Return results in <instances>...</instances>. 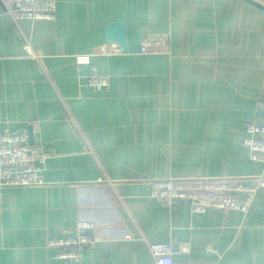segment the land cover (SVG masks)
<instances>
[{
    "label": "crops",
    "instance_id": "crops-1",
    "mask_svg": "<svg viewBox=\"0 0 264 264\" xmlns=\"http://www.w3.org/2000/svg\"><path fill=\"white\" fill-rule=\"evenodd\" d=\"M115 21L128 51L97 54ZM162 35L168 52L140 53ZM263 113L264 10L246 0H56L53 21L17 24L0 0V128L32 126L49 153L43 185L0 187V264H154L147 245L165 242L172 264H264V188L245 216L152 196L159 179L253 184L264 165L243 139ZM79 219L97 242L54 260L47 239Z\"/></svg>",
    "mask_w": 264,
    "mask_h": 264
},
{
    "label": "built area",
    "instance_id": "built-area-1",
    "mask_svg": "<svg viewBox=\"0 0 264 264\" xmlns=\"http://www.w3.org/2000/svg\"><path fill=\"white\" fill-rule=\"evenodd\" d=\"M9 19L17 24L21 19L53 21L56 17V0H1ZM32 59H37L29 44L25 46ZM169 51L167 35L145 38L141 41L140 53L157 54ZM122 53L118 43L108 42L99 47L97 54L117 55ZM78 70L88 65L92 72L90 84L100 91L109 85L107 77L97 75V67L91 63V55L75 57ZM264 119V113H263ZM243 145L253 161L264 165V123H249L245 127ZM49 153L41 146L30 144L26 133H17L0 128V187H25L44 184L43 166ZM264 188V174L254 177L253 184L230 178L159 179L153 181L152 196L160 202L184 201L190 203L194 212L214 208L224 212L237 210L244 216L248 213L259 189ZM96 223L79 219L74 227L61 236L49 237L46 246L52 251V258L65 263L80 260L84 248L94 246ZM126 237H129L127 235ZM148 251L154 264H172L173 250L170 243H150ZM182 252L188 247L183 246Z\"/></svg>",
    "mask_w": 264,
    "mask_h": 264
},
{
    "label": "water",
    "instance_id": "water-1",
    "mask_svg": "<svg viewBox=\"0 0 264 264\" xmlns=\"http://www.w3.org/2000/svg\"><path fill=\"white\" fill-rule=\"evenodd\" d=\"M257 7L264 10V6L254 0H246ZM106 40L107 42H114L118 43L120 47L122 48V52H127V35H126V29H125V23L123 21H115L112 23H109L106 26ZM28 141L32 145L34 144V136L32 131V126L28 127Z\"/></svg>",
    "mask_w": 264,
    "mask_h": 264
}]
</instances>
